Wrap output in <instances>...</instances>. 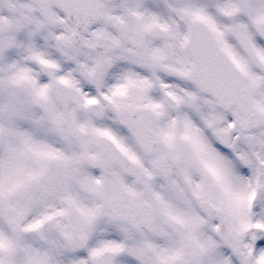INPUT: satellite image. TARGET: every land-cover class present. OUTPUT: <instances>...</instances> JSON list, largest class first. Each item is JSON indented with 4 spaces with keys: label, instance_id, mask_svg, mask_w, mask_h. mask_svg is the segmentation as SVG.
I'll return each mask as SVG.
<instances>
[{
    "label": "snow or ice",
    "instance_id": "snow-or-ice-1",
    "mask_svg": "<svg viewBox=\"0 0 264 264\" xmlns=\"http://www.w3.org/2000/svg\"><path fill=\"white\" fill-rule=\"evenodd\" d=\"M0 264H264V0H0Z\"/></svg>",
    "mask_w": 264,
    "mask_h": 264
}]
</instances>
